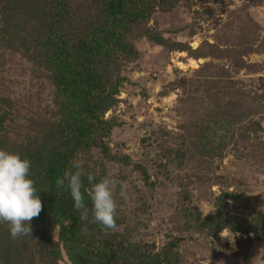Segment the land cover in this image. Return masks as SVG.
<instances>
[{"label": "rangeland", "instance_id": "rangeland-1", "mask_svg": "<svg viewBox=\"0 0 264 264\" xmlns=\"http://www.w3.org/2000/svg\"><path fill=\"white\" fill-rule=\"evenodd\" d=\"M45 4L0 0V142L15 151L40 144L56 110L51 73L29 56L39 52L36 16ZM19 13L24 26L13 27ZM146 24L185 49L133 34V57L109 65L118 89L101 113L110 125L107 152L79 154L83 175L116 181L115 228L104 233L151 254L178 238L179 264H250L264 250L257 234L234 231L232 248L221 230H185L183 221L189 206L203 217L220 201L232 216L264 212V0H183L155 9ZM85 204L88 219L78 211L79 224L92 219L87 197ZM7 228L0 225V238ZM59 248L57 264H71ZM24 249L7 257L0 250V264H46Z\"/></svg>", "mask_w": 264, "mask_h": 264}, {"label": "trees", "instance_id": "trees-1", "mask_svg": "<svg viewBox=\"0 0 264 264\" xmlns=\"http://www.w3.org/2000/svg\"><path fill=\"white\" fill-rule=\"evenodd\" d=\"M179 1L183 0H78L76 6L71 0H45L44 13L36 16L39 52L35 56L26 54L50 71L56 110L43 124L42 141L36 147L15 151V146L10 148L7 142H0V149L30 161L29 175L42 208L30 221V236L12 238L9 227L1 231L0 250L5 257L12 256L14 249L23 247L30 254L27 250L35 248L42 262L57 264L62 245L71 264L180 263L178 253L172 250L178 238L165 252L151 254L146 245L133 246L105 234L92 219L79 224L78 211L67 189L60 190L55 185L69 168V161L79 159L82 151L94 148L107 152L103 138L110 125L101 113L118 89L109 65L133 57L129 37L145 36L159 45L185 49V44H171L146 24L155 9L169 11ZM77 12L86 16L77 19ZM25 15L21 17L19 13L20 19L12 18L13 27L24 26ZM81 179L83 187L87 176L82 174ZM225 226L233 231L253 232L264 239V212H249L248 218L232 216L223 201L213 214L203 217L195 206L184 210L185 230L211 234Z\"/></svg>", "mask_w": 264, "mask_h": 264}, {"label": "clouds", "instance_id": "clouds-1", "mask_svg": "<svg viewBox=\"0 0 264 264\" xmlns=\"http://www.w3.org/2000/svg\"><path fill=\"white\" fill-rule=\"evenodd\" d=\"M83 167L82 159L70 160L69 168L65 169L62 177L56 179V188L67 189L73 201V208L80 212L81 220L88 219L89 210L85 204L87 197L91 202L93 222L99 224L102 230L115 228L116 203L113 198L115 179L104 176L97 181L92 174H88L87 181L91 187L82 192ZM29 170L30 161L27 158L0 149V223H7L12 238L30 236V221L39 215L42 208ZM238 235V232L227 226L219 232L221 242L226 240L232 248H235V238ZM208 245L220 249V245L211 240V237ZM250 264H264V250H258L251 258Z\"/></svg>", "mask_w": 264, "mask_h": 264}]
</instances>
